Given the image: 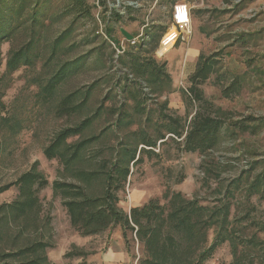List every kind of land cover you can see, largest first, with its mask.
<instances>
[{
    "label": "rangeland",
    "instance_id": "rangeland-1",
    "mask_svg": "<svg viewBox=\"0 0 264 264\" xmlns=\"http://www.w3.org/2000/svg\"><path fill=\"white\" fill-rule=\"evenodd\" d=\"M84 1L90 8L84 16L71 11V0L39 4L44 22L39 28L41 58L34 67L20 68L6 81L0 114L13 117L21 128L14 134L4 126L0 130V187L14 184L31 170L46 185L36 194L38 207L24 215L2 208L20 201L19 186L0 194V264L24 260L3 255L34 243L48 245L38 253L52 264H139L145 256L143 247L130 231L126 242L119 226L91 235L73 228L62 195L53 183L78 185L88 195H101L104 174L115 163L118 151L123 147L137 151L142 148L138 141L141 133L156 140L158 147L144 150L139 161L129 166L130 175L117 193L118 211L128 214L129 209L150 201L166 209L168 192L181 193L208 209L227 204L232 241L217 247L204 264H264V191L251 194L248 189L256 175L264 172V0H242L231 5L223 0H138L141 9L130 11L127 19L120 20V30L109 27L105 9H98L95 0ZM173 1L189 6L191 35L187 43L179 42L173 51L165 41L159 55L153 54L159 66L165 63L170 84L161 94L154 92L155 103L147 110L140 106L135 90L136 97L130 99L125 92L124 103L120 104L116 90H123L127 79L116 50L122 47L124 52L130 51V47L148 40V32L171 29ZM153 26L157 27L153 30ZM108 29L113 35L107 36ZM66 30L69 36L50 59V45ZM168 32L172 39L174 32ZM28 33L25 30L11 43L0 46V76L5 73L8 51L24 45ZM140 34L143 37L135 45L127 44ZM200 56L215 62L200 90L204 101L218 109L224 122L218 145L204 155L182 152L180 141L167 139L168 135L160 145L156 138L157 131H163L159 127L165 122L162 116L179 117L187 125L190 115L199 108L196 103L187 106L184 93ZM74 62L73 66L78 67L67 68L69 73L58 85L55 97L41 100L38 87L64 64ZM232 86L235 91L228 94ZM73 91L77 95L68 106L70 111L57 112L58 102ZM88 118H92L91 125L68 138L66 145L91 136L99 139L85 148L69 171L64 169L60 156L49 159L44 155L58 131ZM64 150L62 146L63 154ZM214 236L211 229L208 245ZM67 253L80 256L64 258ZM113 254L126 257L117 260Z\"/></svg>",
    "mask_w": 264,
    "mask_h": 264
},
{
    "label": "trees",
    "instance_id": "trees-1",
    "mask_svg": "<svg viewBox=\"0 0 264 264\" xmlns=\"http://www.w3.org/2000/svg\"><path fill=\"white\" fill-rule=\"evenodd\" d=\"M223 1L227 5H231L236 0ZM176 2L173 1L171 8ZM41 3L45 5L47 0L41 2L40 0H0V46L4 43H11L17 35L22 34L25 30L29 31V39L24 45L16 50L8 51L4 66L5 73L0 76V108L3 107L2 95L7 87L6 81L20 68L34 67L35 62L41 58V52L38 50L42 39L39 28L44 26V22L40 18L42 15L39 4ZM70 4L73 6L71 11H76L78 15L89 14L90 8L84 0H71ZM106 19V23L112 28L121 20L115 14H110ZM156 27L153 26L152 29L154 30ZM165 31V28H161L158 32H148V40H144L137 47H130L133 49L118 56L119 62L125 70L123 76L127 79L126 87L123 90H116L118 97L121 98L120 104L124 103L125 92L130 94V99L136 97L133 91L135 90L141 102L140 106L147 110L155 103L154 92L161 94L163 87L170 84L171 79L165 73V63L159 66L153 58ZM111 32V29H108L107 36H111ZM68 33L69 30L64 31L50 45V59L55 57L56 49L66 40L69 36ZM198 59L196 69L188 80L189 88L184 93V99L190 108L194 103L199 105V108L190 115L187 125L179 117L173 119L167 115L162 116L165 122L159 127L163 131L162 133L157 131L156 138L160 145L166 141L168 135L167 139L172 137L180 141L182 152L204 155L218 145L224 122L220 118L218 109L215 110L213 105L204 101L202 90H200V86L204 85L210 77L215 62H212L210 58L202 59L201 56ZM73 64L75 62L64 64L55 75L45 80V83L38 87L37 96L44 101L52 100L58 85L63 81L66 73H69L67 68L73 70L78 67V65L74 67ZM1 65L2 52H0V68ZM129 76L132 78L131 80L128 78ZM141 83L145 85L149 93L142 91ZM233 91H235L234 86L230 87L228 94ZM76 95V91H73L62 98L57 104V112L60 111L63 114L69 112L68 106ZM91 123L92 118H88L82 120L79 125L58 131L53 142L44 150V155L49 159L61 157L64 169L69 171L68 168L80 158L85 148L90 143L97 141L99 136H91L74 145H66V141L70 137L81 134ZM2 126L7 127L13 134L21 128L19 122L13 117L0 114V130ZM138 141L142 146L138 151L126 147L118 151L115 163L104 174L103 191L99 196L88 195L85 189L78 185L64 182L53 183V188L62 195L63 205L69 215L71 225L83 235L96 234L104 232L110 227L119 226L122 228V236L126 242H128L127 232L130 231L134 235L135 241H138L143 247L145 256L139 261V264H204L211 258L217 247L226 241H232L231 231L228 229L231 223L228 219L227 204L220 208L208 209L199 205L195 199H186L181 193L168 192L165 194L168 199L166 209L155 201H150L147 205L129 209L128 214L118 211L117 193L126 184V179L130 175L129 166H134L145 151H154L158 147L156 140L145 136L144 133L140 134ZM62 146L65 147V154L60 151ZM77 175L79 174L77 173ZM16 185L19 186L20 201L2 208H9L12 212L24 215L32 208L38 207L39 202L36 194L46 185L42 177L35 170H31L18 178L14 184L1 186L0 194ZM248 189L251 194L258 190L264 191V172L256 175ZM14 215L16 214L14 213ZM211 229L215 236L212 243L208 245L207 236ZM47 247L48 245L42 243H34L16 253L3 256L14 259L23 257L24 260L18 261L17 264H52L44 254L38 253V251L44 252ZM77 256H80V253H67L64 258Z\"/></svg>",
    "mask_w": 264,
    "mask_h": 264
},
{
    "label": "built area",
    "instance_id": "built-area-1",
    "mask_svg": "<svg viewBox=\"0 0 264 264\" xmlns=\"http://www.w3.org/2000/svg\"><path fill=\"white\" fill-rule=\"evenodd\" d=\"M242 0H236V2H241ZM95 5L98 9L103 7L105 9V15L106 17L110 14H115L120 19H127L129 15V11L132 10H139L142 7V4L138 0H95ZM171 29L165 31L168 33V31L174 32V37L170 40V50L174 48L176 44L179 42L181 43H187L189 40V37L191 35V17H190V9L187 4L184 2H176L173 7L171 8ZM161 37L158 45V49L156 50L155 54L158 56L159 50L162 49V40L164 35ZM143 35H139L138 37L130 40V42H127L128 45H135L140 38H142ZM141 41V40H140ZM142 42V41H141ZM119 50L117 51V54H123L124 48L119 47ZM166 54H163L162 56H165ZM161 56V55H160ZM159 56V57H160ZM130 80L132 79L130 76L128 77ZM141 87L143 88L142 91L145 93H149L148 89L145 87L143 83H141Z\"/></svg>",
    "mask_w": 264,
    "mask_h": 264
},
{
    "label": "crops",
    "instance_id": "crops-1",
    "mask_svg": "<svg viewBox=\"0 0 264 264\" xmlns=\"http://www.w3.org/2000/svg\"><path fill=\"white\" fill-rule=\"evenodd\" d=\"M170 13H171V9H170ZM121 20H123V19H121ZM118 24H120V22L114 24L113 28H114V29L119 28V30H120L121 28H120V26H118ZM117 26H118V27H117ZM142 27H143V26H142ZM169 33H170V32H168V33H166V34L164 35L163 40H162V43L165 42V41L170 43V40H171V39H170V37H169ZM112 35H113V34H112ZM115 36H116V33H115ZM137 36H138V35H137ZM137 36H136V37H137ZM117 37H118V36H117ZM176 45H177V44H176ZM176 45H175V46H176ZM175 46H174V48H176ZM174 48H173L172 50H170V51H173ZM114 255L118 256V257H117V260H123L124 257H126V256H123V254H122V256H121V255H118V254H113V255H112V258H114V259L116 258V257H113Z\"/></svg>",
    "mask_w": 264,
    "mask_h": 264
}]
</instances>
